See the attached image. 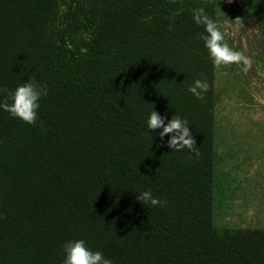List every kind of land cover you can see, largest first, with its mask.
Here are the masks:
<instances>
[{"label":"trees","instance_id":"trees-1","mask_svg":"<svg viewBox=\"0 0 264 264\" xmlns=\"http://www.w3.org/2000/svg\"><path fill=\"white\" fill-rule=\"evenodd\" d=\"M221 1L0 0V104L33 78L48 93L35 125L0 107V264H64L80 239L113 264H264V230L214 218L216 67L193 10L217 23ZM153 110L199 155L148 133Z\"/></svg>","mask_w":264,"mask_h":264},{"label":"crops","instance_id":"crops-1","mask_svg":"<svg viewBox=\"0 0 264 264\" xmlns=\"http://www.w3.org/2000/svg\"><path fill=\"white\" fill-rule=\"evenodd\" d=\"M240 43L237 51L251 66L215 70L214 218L224 228L264 230V80L250 49Z\"/></svg>","mask_w":264,"mask_h":264},{"label":"clouds","instance_id":"clouds-1","mask_svg":"<svg viewBox=\"0 0 264 264\" xmlns=\"http://www.w3.org/2000/svg\"><path fill=\"white\" fill-rule=\"evenodd\" d=\"M193 19L197 24L205 26L207 35L201 36L205 42V47L208 49L215 67L240 64L241 62L250 67L251 61L241 52L235 51L225 41V35L220 30L218 24L207 16L204 8L193 10ZM240 22V19L235 21ZM171 28V25L169 26ZM208 90V84L201 80H196L188 91L197 99L203 100V92ZM47 86L40 85L34 78L16 88L10 95L11 103L7 101L0 104L4 111L11 116L24 121L29 125H35L39 119L38 110L40 108L39 101L46 96ZM166 116H162L157 111L153 110L147 121L148 133L158 129H162L159 135L163 139L165 136H170L167 144L174 151H181L187 148L190 152L199 155V149L196 147V140L192 136L188 121L175 115L171 120H167ZM137 199L142 204H151L153 207H165L166 201L153 196L151 191H145L137 196ZM65 252L64 264H113L111 259L105 258L100 251L91 250L86 241L83 239L68 241L64 244Z\"/></svg>","mask_w":264,"mask_h":264},{"label":"rangeland","instance_id":"rangeland-1","mask_svg":"<svg viewBox=\"0 0 264 264\" xmlns=\"http://www.w3.org/2000/svg\"><path fill=\"white\" fill-rule=\"evenodd\" d=\"M66 1L58 0L60 12L64 11ZM237 19L239 23L235 22ZM217 23L225 41L235 51L240 49L243 39L244 46L251 51L250 57L259 63L258 70L264 80V0H223L218 6Z\"/></svg>","mask_w":264,"mask_h":264}]
</instances>
